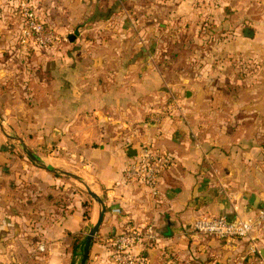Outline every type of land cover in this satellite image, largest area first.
Wrapping results in <instances>:
<instances>
[{
	"label": "crops",
	"instance_id": "obj_1",
	"mask_svg": "<svg viewBox=\"0 0 264 264\" xmlns=\"http://www.w3.org/2000/svg\"><path fill=\"white\" fill-rule=\"evenodd\" d=\"M24 3L57 46L22 43ZM166 43L192 46L191 59L250 62L232 116L188 90L171 117L147 120L146 96L164 81L146 48ZM142 143L172 156L157 196L125 179ZM89 190L106 212L86 264H114L106 239L129 224L155 226L150 264H264V224L255 254L247 239L192 230L204 214L237 220L264 206V0H0V264H76L80 253L81 264L102 210Z\"/></svg>",
	"mask_w": 264,
	"mask_h": 264
},
{
	"label": "built area",
	"instance_id": "obj_2",
	"mask_svg": "<svg viewBox=\"0 0 264 264\" xmlns=\"http://www.w3.org/2000/svg\"><path fill=\"white\" fill-rule=\"evenodd\" d=\"M20 11L23 23L20 29L22 43L33 42L41 49H49L60 43V35L42 21L32 4L24 3ZM170 154L145 147L139 150L137 159L131 162L125 169V179L141 181L149 187L151 194H159V176L169 168L171 164ZM121 213L120 208L115 209ZM264 224V206L251 216L232 220L226 215L207 214L197 218L192 230L195 234L213 236L220 240L247 239L249 251L259 253L257 240L253 237L254 231ZM111 246V258L114 264H150L145 253L148 247L159 241V235L153 224L144 227L127 225V228L119 234L106 239Z\"/></svg>",
	"mask_w": 264,
	"mask_h": 264
},
{
	"label": "rangeland",
	"instance_id": "obj_3",
	"mask_svg": "<svg viewBox=\"0 0 264 264\" xmlns=\"http://www.w3.org/2000/svg\"><path fill=\"white\" fill-rule=\"evenodd\" d=\"M211 46L213 45H210V49ZM147 47L146 50L159 53L158 55H155L156 53L151 54L146 60L147 66L162 70L164 81L163 86H161L158 91L148 93L146 96V117L149 122H160L162 118L171 117L175 111H178V106L176 107V102H178V100L184 101L191 98L192 95L187 97L186 93L188 90H198V98L202 100L223 101V105H219L217 108H209L211 115L224 117L233 115L234 109L229 107L228 103L232 101L234 96L233 86L238 70H240V68H248L250 66L248 60H234L233 58L223 60H221V58L191 59L188 58L187 52L192 51V46L188 47V45L185 44L174 47L171 43H166L163 45H156V48L154 45L148 44ZM175 50L178 51L177 58L167 56V53L174 52ZM161 52L163 53L161 54ZM222 88L225 90L223 91ZM148 146L152 147L148 143H142L138 150H143V148ZM21 148L22 147L19 146V149ZM22 152L25 153V150H22ZM172 163L171 161V164ZM67 178L69 179L70 177ZM72 179L76 181V183L83 188L82 190L85 194L90 197L87 192V187L75 178ZM91 190L93 191V189ZM80 255L81 253L75 255L74 259H76V264H80Z\"/></svg>",
	"mask_w": 264,
	"mask_h": 264
},
{
	"label": "water",
	"instance_id": "obj_4",
	"mask_svg": "<svg viewBox=\"0 0 264 264\" xmlns=\"http://www.w3.org/2000/svg\"><path fill=\"white\" fill-rule=\"evenodd\" d=\"M245 35L248 36V37H252L254 35V31H252L251 28H246ZM27 153L32 159L38 160V158L33 153H31V152H27ZM128 153L133 156V155L136 154V150L134 148H129L128 149ZM65 173L68 174V175H72L71 173H67V172H65ZM72 176H74V175H72ZM89 193L102 204V210L100 212L98 221L90 229V231H89V233H88V235L86 237L81 264H86L87 263L91 244H92L94 238L96 237V235H97V233L99 231V227L102 224V221H103V218H104V214L106 212L105 203L96 194H94L92 191L89 190Z\"/></svg>",
	"mask_w": 264,
	"mask_h": 264
},
{
	"label": "trees",
	"instance_id": "obj_5",
	"mask_svg": "<svg viewBox=\"0 0 264 264\" xmlns=\"http://www.w3.org/2000/svg\"><path fill=\"white\" fill-rule=\"evenodd\" d=\"M75 248H76V246H75Z\"/></svg>",
	"mask_w": 264,
	"mask_h": 264
}]
</instances>
